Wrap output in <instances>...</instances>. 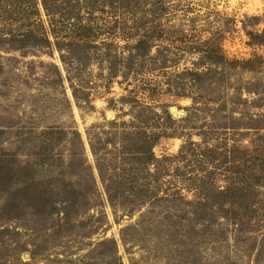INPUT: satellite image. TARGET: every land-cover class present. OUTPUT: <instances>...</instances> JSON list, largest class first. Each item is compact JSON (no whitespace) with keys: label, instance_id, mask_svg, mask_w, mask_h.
<instances>
[{"label":"rangeland","instance_id":"1","mask_svg":"<svg viewBox=\"0 0 264 264\" xmlns=\"http://www.w3.org/2000/svg\"><path fill=\"white\" fill-rule=\"evenodd\" d=\"M0 264H264V0H0Z\"/></svg>","mask_w":264,"mask_h":264}]
</instances>
